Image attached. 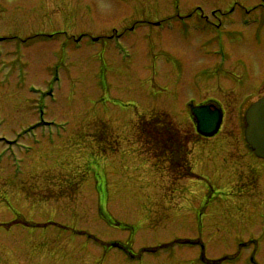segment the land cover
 Returning a JSON list of instances; mask_svg holds the SVG:
<instances>
[{
    "label": "rangeland",
    "instance_id": "rangeland-1",
    "mask_svg": "<svg viewBox=\"0 0 264 264\" xmlns=\"http://www.w3.org/2000/svg\"><path fill=\"white\" fill-rule=\"evenodd\" d=\"M263 94L264 0H0V264H264L243 135ZM213 95L200 137L187 104ZM162 110L190 149L175 173L137 128Z\"/></svg>",
    "mask_w": 264,
    "mask_h": 264
},
{
    "label": "trees",
    "instance_id": "trees-1",
    "mask_svg": "<svg viewBox=\"0 0 264 264\" xmlns=\"http://www.w3.org/2000/svg\"><path fill=\"white\" fill-rule=\"evenodd\" d=\"M138 124V131L145 138V144L155 159L165 158L173 169L187 161V141L181 139L180 128L166 114L151 115Z\"/></svg>",
    "mask_w": 264,
    "mask_h": 264
},
{
    "label": "water",
    "instance_id": "water-1",
    "mask_svg": "<svg viewBox=\"0 0 264 264\" xmlns=\"http://www.w3.org/2000/svg\"><path fill=\"white\" fill-rule=\"evenodd\" d=\"M191 112L196 119L198 132L210 135L217 130L221 119L218 109H211L209 105H199L191 106ZM245 118L246 141L252 146L255 154L264 157V96L247 108Z\"/></svg>",
    "mask_w": 264,
    "mask_h": 264
},
{
    "label": "flooded vegetation",
    "instance_id": "flooded-vegetation-1",
    "mask_svg": "<svg viewBox=\"0 0 264 264\" xmlns=\"http://www.w3.org/2000/svg\"><path fill=\"white\" fill-rule=\"evenodd\" d=\"M177 17H180L178 14H177ZM181 17H184V16H181ZM183 19L184 18H180V20H182L183 21ZM168 19H161V21H167ZM235 22L236 23H238V24H241V17H236V19H235ZM158 23H160V20L157 22V23H155V22H149V24H152V25H154V24H158ZM215 48H221V50H222V52L224 53V50H223V45H222V43L221 42H217V44H216V47ZM214 48V49H215ZM213 49V50H214ZM225 54V53H224ZM216 63H217V61H215ZM216 92L219 94V90H218V86L216 87ZM205 100H207L206 102H212V103H214V104H216V105H218L220 108H221V110H222V112H223V114L225 115V108L220 104L221 103V99H219V98H214V97H209V98H206ZM220 102V103H219ZM233 107H235L234 105H232ZM242 106V104L241 105H239V108ZM235 110H240V109H235L234 108V111ZM239 112V111H238ZM246 153V152H245ZM247 154V156L249 155L248 153H246ZM241 160H242V158H241ZM245 160V159H244Z\"/></svg>",
    "mask_w": 264,
    "mask_h": 264
},
{
    "label": "bare ground",
    "instance_id": "bare-ground-1",
    "mask_svg": "<svg viewBox=\"0 0 264 264\" xmlns=\"http://www.w3.org/2000/svg\"><path fill=\"white\" fill-rule=\"evenodd\" d=\"M224 63V62H223Z\"/></svg>",
    "mask_w": 264,
    "mask_h": 264
}]
</instances>
